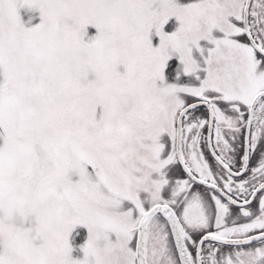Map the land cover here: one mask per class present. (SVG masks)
Segmentation results:
<instances>
[{
	"label": "snow or ice",
	"instance_id": "6c2138e0",
	"mask_svg": "<svg viewBox=\"0 0 264 264\" xmlns=\"http://www.w3.org/2000/svg\"><path fill=\"white\" fill-rule=\"evenodd\" d=\"M0 264H264V0H0Z\"/></svg>",
	"mask_w": 264,
	"mask_h": 264
}]
</instances>
